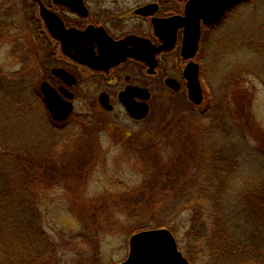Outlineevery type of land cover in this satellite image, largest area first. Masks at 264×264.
I'll list each match as a JSON object with an SVG mask.
<instances>
[{"label":"rangeland","instance_id":"1","mask_svg":"<svg viewBox=\"0 0 264 264\" xmlns=\"http://www.w3.org/2000/svg\"><path fill=\"white\" fill-rule=\"evenodd\" d=\"M30 2L0 0V6L5 4L18 10V15L9 17L17 26L0 29V152L7 150L4 156L9 160H12L10 152L28 156L23 166L25 183L18 178L20 169L12 163L9 167L17 174L4 165L0 168V186L10 189L6 198L10 204L20 205L13 211L17 220L22 219L24 213L22 201L29 199L38 207L45 232L61 245L56 254L60 259L58 264H117L127 258L133 231L142 219L148 221L152 214L148 205L151 194L145 187L147 165L142 158L146 153L143 146L163 140L178 118L186 120L182 122L185 129L176 127L170 137L173 144L167 149L163 145L161 148L175 157L188 156L193 163L202 154L211 155L214 149L220 157V152L225 151L226 156L232 151L231 157L238 162L236 165L229 159L218 164L219 170L226 166L227 173L233 174L231 178H223L221 183L233 188L225 193L228 202L236 200L237 203L246 187L264 186V0H260L256 8L250 5L244 9L246 22L240 27L247 36L254 32L260 34L263 39L259 40V49L253 51L252 38L245 36V44L237 53L223 51L212 60L209 85L204 88L208 95L198 110L200 115L182 111L176 101L179 97L168 95L172 101L165 97L161 110L142 122L132 121L123 110L117 109L119 119L116 120L115 114L109 115L108 119L116 121L122 129L107 128L105 131L92 123L101 111L94 100L93 86L85 87L77 100L76 112L65 127L64 122L54 124L46 119L38 106L31 108L21 104L24 110L20 112L10 103L14 102L13 96L18 99L21 80L26 76L20 73L15 83L8 80L25 65L20 44L30 51L25 71L29 75V86L37 88L42 78L50 77L46 66L51 52L46 51L48 43L39 37L40 28L37 32L30 21L35 15V11L34 15L31 12ZM254 8L256 14L249 18ZM61 11L64 13V9ZM51 44L54 46V41ZM56 58L59 59L56 65H64L60 48ZM10 93H13L12 98L7 100L5 97ZM30 97L27 89L21 94L24 101ZM211 100L213 103L210 104ZM207 108L208 111L224 109L222 121L213 123L212 117H203L207 115ZM213 126L217 127L211 130ZM222 126L227 128V133L219 130ZM255 128L259 133L254 131ZM126 130L133 134L129 135ZM207 162L210 167L216 165L209 159ZM54 163L60 171L57 180H51L50 173L46 172ZM142 191H145L144 198ZM159 197L161 201L165 200L163 195ZM136 198L138 203H134ZM156 209L158 218L165 219L163 217L167 215L168 223L177 226V237L184 246L181 250L193 264H217L201 245V253L197 255L194 247L192 250L189 247L192 243L187 235L190 212L173 216L163 213V209ZM244 222L239 220L237 223L243 225ZM258 226L264 228L263 221L258 222ZM243 229L249 234L252 227L246 224ZM237 232L241 233L240 229ZM16 245L11 249L6 242L5 251L0 249V264H8V252ZM192 256L195 260H191Z\"/></svg>","mask_w":264,"mask_h":264},{"label":"flooded vegetation","instance_id":"2","mask_svg":"<svg viewBox=\"0 0 264 264\" xmlns=\"http://www.w3.org/2000/svg\"><path fill=\"white\" fill-rule=\"evenodd\" d=\"M227 1L64 0L60 4L55 0H31V12L34 15L35 11L41 28L39 37L48 43L45 49L51 52L46 66L50 77L42 78L37 90L43 97L41 82L47 80L64 95V104H72L64 127L76 112L77 100L88 85L93 86L94 100L101 109L92 123L103 131L122 129L116 121L108 119L112 114L119 119L117 109L123 110L132 121L142 122L161 110L165 97L172 101L171 95L179 97L176 103L181 107L188 102L200 110L208 95L204 88L209 85L212 60L223 51L237 53L245 44V36L252 38L253 51L259 49V40L263 39L256 32L247 36L240 30L246 22L244 9L250 5L256 8L260 0H239L217 19L206 20ZM41 2L64 21V52L61 41L46 28L40 14ZM255 8L249 18L255 16ZM17 14L18 10L10 6H0L1 23L5 17ZM59 48L64 54V65H56ZM54 67H64V80L52 72ZM196 70L204 94L201 103L193 102L189 96L187 73ZM126 102L138 108L147 103L149 113L144 118H135L127 110ZM126 133L133 134L129 130Z\"/></svg>","mask_w":264,"mask_h":264},{"label":"trees","instance_id":"3","mask_svg":"<svg viewBox=\"0 0 264 264\" xmlns=\"http://www.w3.org/2000/svg\"><path fill=\"white\" fill-rule=\"evenodd\" d=\"M30 21L36 27L37 32H39L38 21L34 17ZM15 24L17 23L13 19L10 20V18L5 17L3 23L0 22V27L5 30L11 26H17ZM20 47L23 50L24 68L19 72H15L13 77H8V80L15 83L17 82L15 78L20 73L26 76H23L21 80L23 83L17 93L18 99L13 96L14 102L9 101L13 107H18L20 112L24 110L21 104L31 108L38 106L46 119L51 120L42 95L37 88L32 85L29 86V83H27L30 81H28L27 77L29 75L25 71L28 68L30 51L21 44ZM25 86L31 94L28 101H24L21 98V94L26 92ZM1 87L2 81H0ZM12 95L13 93H10L5 98L8 100L10 97L12 98ZM212 101H210V104L213 103ZM183 105L182 111L188 112V114L190 111L194 112L195 116L200 115L198 110L188 102H184ZM218 109L220 108L208 111L207 108L205 112L207 115L203 117H212L213 123L219 122V119L222 121V115L225 111L224 109ZM8 112L12 113V111ZM183 121L186 120L178 118V122L172 126L168 132L169 134L163 140L143 146L146 149V153L142 155V158L147 165L145 187L151 194L148 198V205L152 214L148 221L142 219L139 222L138 230L136 229L133 233L143 229L169 226V229L177 237V226L171 224V222L170 224L168 223L167 215L163 217L166 220L160 219L161 217L158 218L155 214L156 208L163 209V213L173 216L190 212V227L187 230V235L192 243L188 245H190L191 250L194 247L193 251H196V255L201 253L199 248L201 245L203 249H206L207 252L209 251L211 259L215 258L217 260V264H264V228H259L258 226V222L263 221L264 223V186L257 187L259 185H252L249 186L250 189L246 187L240 193L237 203L236 200L235 202H228L224 197L225 193L232 191L233 188L226 187L221 183L223 178L226 176L231 178L233 174L227 173L228 168L226 166L219 170L218 164L229 159L233 165H236L238 162L231 157L232 151L225 156V151L223 150L224 153L220 152V157L219 153H215L216 149H214L211 155L205 156L202 154L200 159L193 163L188 156L180 155L175 157L163 150L161 148L162 145L167 149L170 144H173L170 137L171 133L175 132L174 129L176 127L179 130L185 129ZM216 127L213 126L211 130ZM53 128L56 129V126H53ZM219 130L227 133V128L225 129L224 126ZM254 131L259 133L258 128H255ZM4 153H7V150L0 154V168L4 165V168H8L14 163V166L20 169V173L18 170V178L23 180V166L25 158L27 159L28 156L22 155L24 153L14 154L10 152L12 160H9V158L4 156ZM214 158L215 160H213ZM208 159L209 162L211 160V163L213 162L216 165L208 166ZM42 163H40V166L43 165ZM57 168L58 165L54 163L52 168L46 171L50 173L51 180H57L60 177V171ZM10 170L12 169L10 168ZM234 171H237L236 168ZM21 182L25 183L24 180ZM20 189L22 188L20 187ZM24 192L27 193L25 189ZM10 193L8 187L0 186V249L5 251L6 242L11 249H13L14 244H17L12 252H8V264H58L60 259L56 254L61 245L54 242L45 232L43 216L39 212L38 207L34 206V203L28 201L29 199L25 197L26 200L22 201L21 205L24 209L22 219L17 220L13 211L17 207L20 208V205L16 203L10 204L7 201L6 198ZM160 195L165 197L164 201L160 200ZM141 196L145 197V191L141 192ZM138 200L136 198L134 203H138ZM239 220H245L244 224L239 225L237 223ZM246 224L252 227L249 234L245 233L243 229ZM2 229L4 232L1 231ZM238 229H240L241 233L237 232ZM85 236L90 238L88 234ZM177 240L180 248H182L183 245L178 237ZM94 242L95 240L92 241V243ZM93 245L96 248V244ZM191 260H195V256H192Z\"/></svg>","mask_w":264,"mask_h":264},{"label":"water","instance_id":"4","mask_svg":"<svg viewBox=\"0 0 264 264\" xmlns=\"http://www.w3.org/2000/svg\"><path fill=\"white\" fill-rule=\"evenodd\" d=\"M237 1L239 0L224 2L222 6H220V9L214 13L212 18L206 17V20L211 22L217 19L228 6ZM55 2L64 4V0H55ZM40 14L50 34L61 41L62 51L64 52L63 19L59 14L49 9L42 2L40 5ZM189 41L190 40H188V42ZM52 72L64 80V67H54ZM187 77L190 99L195 103H201L204 94L200 84L198 70L193 72L190 71V73H187ZM41 90L53 121L57 124L64 122L73 110L72 104L70 102L64 104V95L47 80L41 82ZM61 90L64 94V86H61ZM104 103L107 104L105 101ZM126 107L129 113L135 118H144L149 113V106L147 103H145L144 107L138 108L126 102ZM129 244L130 250L127 258L118 264H192L179 248L174 233L167 227L140 230L131 235Z\"/></svg>","mask_w":264,"mask_h":264}]
</instances>
